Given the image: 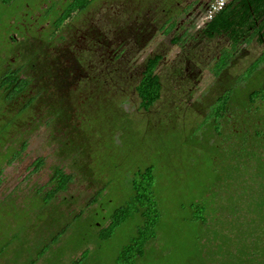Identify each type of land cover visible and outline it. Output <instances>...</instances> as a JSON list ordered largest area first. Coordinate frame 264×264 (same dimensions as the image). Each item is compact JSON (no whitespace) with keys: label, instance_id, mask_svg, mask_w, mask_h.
<instances>
[{"label":"rangeland","instance_id":"1","mask_svg":"<svg viewBox=\"0 0 264 264\" xmlns=\"http://www.w3.org/2000/svg\"><path fill=\"white\" fill-rule=\"evenodd\" d=\"M42 3L49 1H0V264H68L82 253L81 264H118L144 219L134 213L110 231L111 216L131 200L135 171L151 164L159 221L156 238L134 264H232L241 262L242 254L250 256V250L261 252L249 258L250 264H260L264 102L251 105L248 95L264 80V63L256 71L264 44L254 39L234 52L228 37L215 39L210 44L214 57L201 60L203 73L195 82L184 75L185 63L183 72L173 66L179 41L173 45L172 34L160 36L136 54L140 63L151 50L164 49L168 56L158 69L162 95L151 111L139 108L140 98L132 94L134 77L120 86L124 97L111 99L118 93L102 86L108 97L99 106L87 104L84 108L92 110L87 116L73 111L55 124H38L41 102L30 109L15 96L5 97L1 80L10 54L8 35L34 31L47 12L49 19L58 17L54 8L43 11ZM227 47L232 60L215 64V56ZM223 89L233 96L218 131L210 107ZM41 156L44 164L34 170ZM58 165L74 179L49 204L45 190ZM199 210L204 223L195 218Z\"/></svg>","mask_w":264,"mask_h":264},{"label":"flooded vegetation","instance_id":"2","mask_svg":"<svg viewBox=\"0 0 264 264\" xmlns=\"http://www.w3.org/2000/svg\"><path fill=\"white\" fill-rule=\"evenodd\" d=\"M48 1L41 4V9L54 8L58 17L49 19L47 12L34 31L26 28L21 36L18 32L10 33L6 42L10 54L5 68L18 70L25 80H32L19 100L25 103L34 97L33 108L42 97L36 80H49L48 101L52 113L60 107L67 114L68 107H73L72 113H68L70 116L73 111L76 116L91 114L92 110L84 107L92 101L94 106H99L108 97L102 93V86L118 93L111 99L124 97V91L119 92L120 86L134 77L141 79L149 56L161 55L157 71L163 60L167 62L164 49L163 52L151 50L152 54L141 63L136 58L137 53L147 50V43L164 35L172 34V44L178 41L181 44L177 45L179 50L173 66L179 65L183 72L181 63H185L184 75L189 81L197 82L203 73L201 60L210 55L214 57L210 44L223 36L206 34L212 20L207 19L211 0H88L84 8L76 5V0H59L54 6V0ZM43 11L32 20L40 21ZM65 13L69 14L57 25ZM44 72L47 73L44 75ZM136 84L132 86V94L137 93ZM140 109L146 113L151 111V108Z\"/></svg>","mask_w":264,"mask_h":264},{"label":"trees","instance_id":"3","mask_svg":"<svg viewBox=\"0 0 264 264\" xmlns=\"http://www.w3.org/2000/svg\"><path fill=\"white\" fill-rule=\"evenodd\" d=\"M4 3H9L11 0H0ZM77 4L80 8H84L87 4L88 0H76ZM75 2V3H76ZM73 7H76L73 5ZM69 13H65L63 16L59 18L57 21V25L63 23L64 18ZM206 34L212 36L216 35H225L231 42L232 50L234 52L241 48L242 45L251 43L254 39H256L261 44H264V0H229L227 5L220 10L214 18L208 23L206 27ZM230 48H224L223 51L220 52L219 58L216 55L215 64L219 63V61H225L226 65L232 60L231 53L233 52ZM226 55L225 58H222ZM161 59V55L149 56L145 61V70L141 79L137 81L136 84V92L140 97V108L150 109L155 103L161 98L163 82L161 80V75L157 71V67L159 61ZM258 64L256 66V71L259 70V67L262 63H264V51L257 57ZM22 68V67H21ZM258 68V69H257ZM224 71L223 68L219 70H215L216 75H221L220 72ZM44 70H42L43 73ZM47 72H44V75ZM23 73L18 70L6 69L4 75L1 80V88H5L6 95L5 97L15 96L18 100L19 95L26 92L30 88V84L32 80H25L22 76ZM38 81L39 93H42L41 104L44 109V113L41 116L42 118H37L36 121L39 120V123L45 121L47 124H55L56 121H61L60 119L65 118V114L63 110H59L56 113H52L49 108V80H36ZM37 83V82H36ZM227 89V88H225ZM223 89L220 94L217 95L215 101L210 107L211 120L214 122L215 128L219 131L220 126L223 124V119L226 118V115L230 110V103L233 96V91H231L230 95L224 91ZM13 97H10L13 99ZM34 98V97H33ZM33 98H30L27 102L24 103V106L33 108ZM17 100V101H18ZM112 103L113 100H110ZM248 101L252 105L257 101L264 102V80L262 84L257 88H254L250 91L248 95ZM15 100L11 103H14ZM119 107V106H118ZM69 112L73 109V107H68ZM212 108V109H211ZM118 109V108H117ZM63 112V113H62ZM67 112L66 118L70 116ZM118 110L116 111V113ZM35 119V117L33 118ZM32 119V120H33ZM44 119V120H43ZM229 119H232L231 114L229 115ZM30 121L33 123V121ZM232 122V121H231ZM233 128V127H232ZM221 134V133H220ZM64 143H62L63 145ZM26 147V141L23 142V149ZM44 164V158L38 157L33 163L34 170H38ZM74 179V174L66 172L63 166H56L53 170V174L50 178V184L45 191V200L49 201V204L61 193L68 190L69 185L72 183ZM155 181V168L154 165H148L145 170L138 169L135 171V178L133 181V189L134 193L129 200V202L124 205L118 207L111 216L110 223V231H113L117 226L121 224L125 219L133 215L134 213H140L144 219V223L139 227L137 235L131 240L129 244H127L120 256L118 257V264H134L136 260L143 258L146 254L147 245L156 238V226L159 221V209L157 200L155 198L153 186ZM44 189V188H43ZM48 203V202H47ZM48 204V205H49ZM47 206V205H46ZM203 210L198 211L195 215L197 220L201 222H205L203 220ZM65 230L62 232L64 233ZM61 232V233H62ZM60 235H56L55 238L58 239ZM261 250L264 249V246H260ZM234 251V250H233ZM250 256L241 255V262L232 263V264H245L249 263V258L253 257L255 253H252L250 250ZM42 251L41 253H43ZM261 254V252H260ZM85 253H82L81 256L75 258L72 262L68 264H81L84 260ZM256 258V257H255ZM254 259V258H251ZM264 264V260L260 263Z\"/></svg>","mask_w":264,"mask_h":264},{"label":"built area","instance_id":"4","mask_svg":"<svg viewBox=\"0 0 264 264\" xmlns=\"http://www.w3.org/2000/svg\"><path fill=\"white\" fill-rule=\"evenodd\" d=\"M229 0H211L208 8L207 19H213L214 16L222 10Z\"/></svg>","mask_w":264,"mask_h":264}]
</instances>
